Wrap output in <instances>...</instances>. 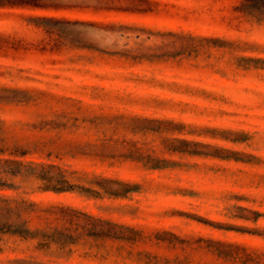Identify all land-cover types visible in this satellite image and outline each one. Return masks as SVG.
I'll use <instances>...</instances> for the list:
<instances>
[{"label":"rangeland","instance_id":"obj_1","mask_svg":"<svg viewBox=\"0 0 264 264\" xmlns=\"http://www.w3.org/2000/svg\"><path fill=\"white\" fill-rule=\"evenodd\" d=\"M47 2L62 7L15 11L65 17L70 35L18 26L14 16L0 22L41 48L0 59V87L31 97L0 101V156L20 146L26 160L139 188L92 197L42 190L18 175L0 195L34 202L20 218L32 229L69 225L58 206L70 205L137 231L131 239L84 234L64 246L0 231V264H264V20L142 17L109 9L111 0ZM168 32L193 36L196 48L172 56Z\"/></svg>","mask_w":264,"mask_h":264},{"label":"trees","instance_id":"obj_2","mask_svg":"<svg viewBox=\"0 0 264 264\" xmlns=\"http://www.w3.org/2000/svg\"><path fill=\"white\" fill-rule=\"evenodd\" d=\"M48 0H0V22L8 21L11 16L18 26L26 25L36 28H45L51 34L68 36L71 31L66 27L73 21L55 15H41L15 11L18 9H59L62 6L47 2ZM115 11L126 12L142 17L176 18L190 20L192 18L238 24L245 17H255L264 20V0H111ZM108 9V10H109ZM174 39L167 45L174 48L172 56L190 52L196 48L195 38L191 35L168 32ZM204 39H201L203 41ZM208 43L217 46L225 45L226 41L221 38H207ZM42 42V41H39ZM41 48L31 41L27 34L19 27H12L7 23H0V59L18 60L25 55ZM159 54L157 56H162ZM4 67L0 63V68ZM3 71L0 70V75ZM26 89L0 87V101L26 102L30 100ZM183 141H188L183 139ZM175 150V148H174ZM179 150V149H178ZM3 152L4 149L0 148ZM13 157L0 156V187H14L12 182L7 181L8 176L33 177L42 190L54 192L76 191L92 197H124L138 190L136 183L109 177L89 171L68 170L54 163L26 160L22 158L27 150L20 146L13 149ZM199 155H218L203 150H188ZM158 167V166H151ZM82 172V175L74 176ZM15 202V204H12ZM34 202L23 199L17 201L5 195H0V231L17 234L22 237H40L39 245L49 246L51 242H57L61 246L78 241L81 235L94 237H110L131 239L130 233L137 230L130 225L119 223L109 218H102L93 213L82 211L80 208L70 205L58 206L61 218L69 225L62 228L54 227L52 231L42 228L32 229L26 219H21L22 212L30 209ZM255 215H259L255 212ZM74 231H79L75 233Z\"/></svg>","mask_w":264,"mask_h":264}]
</instances>
